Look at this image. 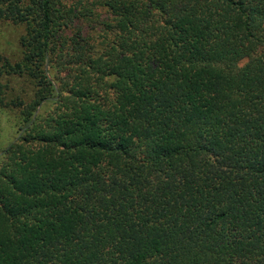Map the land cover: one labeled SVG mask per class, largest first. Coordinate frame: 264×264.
Wrapping results in <instances>:
<instances>
[{"label":"trees","instance_id":"16d2710c","mask_svg":"<svg viewBox=\"0 0 264 264\" xmlns=\"http://www.w3.org/2000/svg\"><path fill=\"white\" fill-rule=\"evenodd\" d=\"M0 264H264V0H0ZM1 71V70H0Z\"/></svg>","mask_w":264,"mask_h":264},{"label":"rangeland","instance_id":"374dc122","mask_svg":"<svg viewBox=\"0 0 264 264\" xmlns=\"http://www.w3.org/2000/svg\"><path fill=\"white\" fill-rule=\"evenodd\" d=\"M24 33L22 25H14L9 22L0 23V66L6 60L15 62L20 54L19 37ZM0 86L6 95H21L27 98L32 93V84L25 77L12 76L0 69ZM15 112L9 108L0 106V149L14 139L16 134Z\"/></svg>","mask_w":264,"mask_h":264}]
</instances>
